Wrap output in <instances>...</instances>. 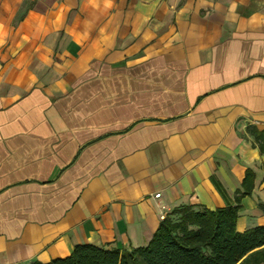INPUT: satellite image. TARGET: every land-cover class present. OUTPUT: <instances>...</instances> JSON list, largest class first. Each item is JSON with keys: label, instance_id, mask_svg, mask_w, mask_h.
<instances>
[{"label": "crops", "instance_id": "1", "mask_svg": "<svg viewBox=\"0 0 264 264\" xmlns=\"http://www.w3.org/2000/svg\"><path fill=\"white\" fill-rule=\"evenodd\" d=\"M262 135L264 0H0V264L144 245L246 170L264 225Z\"/></svg>", "mask_w": 264, "mask_h": 264}, {"label": "trees", "instance_id": "2", "mask_svg": "<svg viewBox=\"0 0 264 264\" xmlns=\"http://www.w3.org/2000/svg\"><path fill=\"white\" fill-rule=\"evenodd\" d=\"M260 149L264 150V135ZM241 186L232 205L174 207L144 245L107 248L80 243L65 257L26 264H264V225L236 228L240 200L253 187L251 170L245 171ZM259 207L264 212V204Z\"/></svg>", "mask_w": 264, "mask_h": 264}, {"label": "built area", "instance_id": "3", "mask_svg": "<svg viewBox=\"0 0 264 264\" xmlns=\"http://www.w3.org/2000/svg\"><path fill=\"white\" fill-rule=\"evenodd\" d=\"M154 196H155V197H158V196H159V193H156Z\"/></svg>", "mask_w": 264, "mask_h": 264}]
</instances>
